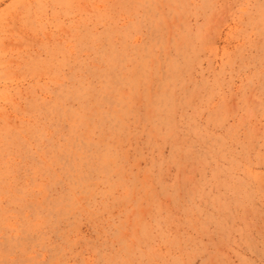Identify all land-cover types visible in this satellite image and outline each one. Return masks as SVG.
Instances as JSON below:
<instances>
[{
    "label": "rangeland",
    "instance_id": "rangeland-1",
    "mask_svg": "<svg viewBox=\"0 0 264 264\" xmlns=\"http://www.w3.org/2000/svg\"><path fill=\"white\" fill-rule=\"evenodd\" d=\"M0 264H264V0H0Z\"/></svg>",
    "mask_w": 264,
    "mask_h": 264
}]
</instances>
